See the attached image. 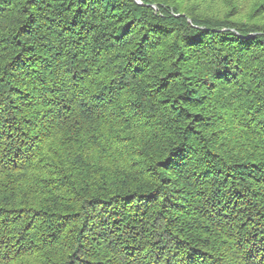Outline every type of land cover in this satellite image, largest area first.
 <instances>
[{
	"label": "trees",
	"instance_id": "obj_1",
	"mask_svg": "<svg viewBox=\"0 0 264 264\" xmlns=\"http://www.w3.org/2000/svg\"><path fill=\"white\" fill-rule=\"evenodd\" d=\"M0 264H264V0H0Z\"/></svg>",
	"mask_w": 264,
	"mask_h": 264
},
{
	"label": "water",
	"instance_id": "obj_2",
	"mask_svg": "<svg viewBox=\"0 0 264 264\" xmlns=\"http://www.w3.org/2000/svg\"><path fill=\"white\" fill-rule=\"evenodd\" d=\"M137 3H139V2H137ZM140 4V3H139Z\"/></svg>",
	"mask_w": 264,
	"mask_h": 264
}]
</instances>
